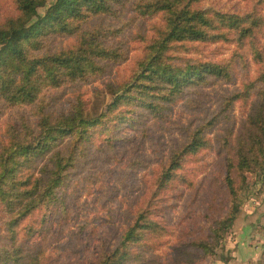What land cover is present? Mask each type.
I'll return each instance as SVG.
<instances>
[{
    "label": "rangeland",
    "instance_id": "374dc122",
    "mask_svg": "<svg viewBox=\"0 0 264 264\" xmlns=\"http://www.w3.org/2000/svg\"><path fill=\"white\" fill-rule=\"evenodd\" d=\"M55 1L47 0L39 13L44 15ZM137 1L125 0L115 15L92 17L83 26L109 24L121 28L116 42H122L126 58L108 63L101 75L45 90L42 97L45 110L55 114L66 112L73 103L84 100L87 110L96 115L111 102L112 86L131 79L146 46L163 26L160 15L141 16L134 8ZM196 6L237 14H264V0H202ZM17 13L13 0H0V22ZM228 36L227 41L174 44L170 53L178 60L226 62L232 59L231 79H211L205 86L186 89L160 116L138 109L130 124H121L112 132L103 127L92 131L88 150L72 170L70 183L66 185L65 212L54 214L40 209L22 219L14 246L12 232L6 225L9 217L0 204V264H16L8 257L17 246L22 247V255L41 252L44 264H91L102 252H113L138 209L152 197L163 165L188 140L191 131L202 124L208 126L209 146L186 158L180 169L185 182L176 181L162 191L161 200L156 201L158 210L154 211L167 232L132 247V252L143 255L137 264L142 261V264H220L223 261L227 264L231 260L236 263L234 251L242 243L260 251L259 259L247 264H261L264 188L252 174H248V186L242 194L237 219L216 254L203 257L189 246L190 241L209 234L214 221L227 210L223 184L224 151L229 148L226 142L230 141L231 145L242 132L257 96L232 104L229 101L264 70V62L255 60L250 49V40H253L264 53V25L243 45L236 42L232 31H228ZM76 43L75 36H51L47 49L55 52L74 47ZM257 87L261 89L260 83ZM39 107V104L10 106L0 98V152L8 142V130L23 118L34 123Z\"/></svg>",
    "mask_w": 264,
    "mask_h": 264
},
{
    "label": "trees",
    "instance_id": "16d2710c",
    "mask_svg": "<svg viewBox=\"0 0 264 264\" xmlns=\"http://www.w3.org/2000/svg\"><path fill=\"white\" fill-rule=\"evenodd\" d=\"M13 1L18 13L0 22V98L10 106L40 105L34 123L23 118L8 130V142L0 152V204L9 217L6 225L12 232L14 246L22 219L40 209L54 214L65 212L66 185L70 183L72 170L85 156L94 129L103 127L109 132L119 129L121 124L134 121L138 109L160 116L186 89L205 86L211 79L232 78V59L178 60L170 53L174 44L227 41L228 31H232L236 42L243 45L264 25V14L197 7L202 0H138L135 10L145 17L160 15L163 26L146 46L131 79L112 86L111 102L96 115L87 110L84 100L73 103L66 112L55 114L45 110L42 98L45 90L101 75L108 63L126 58L122 42H116L121 28L109 24L83 27L92 17L115 15L125 0H56L44 15L39 8L47 0ZM56 35L75 36L77 43L68 49L50 51L47 40ZM250 49L255 60L264 62V53L253 40ZM254 95L257 97L253 111L242 132L231 145L226 142L229 148L224 151L223 184L227 210L214 221L209 234L189 242L203 257L215 255L233 227L248 186V174L261 181L264 188V70L255 81L235 92L229 104ZM207 131L206 124L199 125L170 155L156 177L152 197L138 209L119 245L111 253L99 254L91 264H137L143 260V255L132 252V247L167 232L155 216L159 205L156 201L161 200L162 191L172 183L185 182L180 169L189 155L209 146ZM21 250V246L15 247L8 258L16 264H44L41 252L22 255Z\"/></svg>",
    "mask_w": 264,
    "mask_h": 264
},
{
    "label": "crops",
    "instance_id": "0c3cea01",
    "mask_svg": "<svg viewBox=\"0 0 264 264\" xmlns=\"http://www.w3.org/2000/svg\"><path fill=\"white\" fill-rule=\"evenodd\" d=\"M237 255L235 257L238 259L236 263H233L231 261L227 264H247L248 262H256L259 259L260 251L258 248L251 247L249 244H239L238 249H236ZM241 253V254H240ZM235 261V260H234ZM218 264V263H216ZM220 264H226L225 261L220 262Z\"/></svg>",
    "mask_w": 264,
    "mask_h": 264
}]
</instances>
